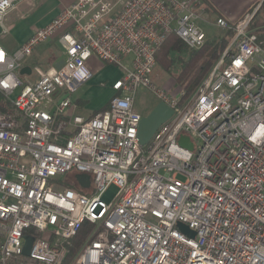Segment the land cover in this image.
I'll return each mask as SVG.
<instances>
[{"label": "built area", "instance_id": "obj_1", "mask_svg": "<svg viewBox=\"0 0 264 264\" xmlns=\"http://www.w3.org/2000/svg\"><path fill=\"white\" fill-rule=\"evenodd\" d=\"M17 1L0 0L1 27ZM263 2L236 21L217 17L232 36L188 96L150 75L170 34L189 50L204 45L202 0H73L11 53L0 46V105L11 108L0 109V264H62L86 223L70 264H264V40L250 28ZM55 36L62 65H34L35 80L23 79L25 59ZM92 58L121 75L105 110L69 120ZM139 87L173 109L145 145ZM71 172L89 186L58 189ZM110 184L119 192L106 202Z\"/></svg>", "mask_w": 264, "mask_h": 264}, {"label": "rangeland", "instance_id": "obj_2", "mask_svg": "<svg viewBox=\"0 0 264 264\" xmlns=\"http://www.w3.org/2000/svg\"><path fill=\"white\" fill-rule=\"evenodd\" d=\"M215 17H212L208 20L199 19L197 21L198 25L202 28V30L206 34V41L212 39H220L224 34L225 30L218 25L215 24ZM31 21V20H30ZM256 25L251 28L257 35L264 37V25H262V21H264V2L262 3V10H260L256 16ZM17 43V39L13 32L2 31L0 33V46L4 49H10L15 46ZM45 43V42H44ZM40 45H43L42 43ZM34 48L30 59H37L40 62V65L43 69H47V60L49 49L45 51L42 55L39 53V47ZM52 50L55 52L54 55H60L61 49L63 50V45L61 42H55L52 45ZM189 50L183 48V51H175L170 54L172 59L171 66L168 71L161 68L159 65H156L150 75V79L152 84L156 88H162L169 94H175L178 89L175 87L173 79L174 75L179 71L181 64L188 58ZM102 63V62H101ZM103 64H106L103 62ZM110 71H117L120 76V69L115 66L109 68ZM99 72V70H98ZM96 76V81L94 84L83 85L78 87L74 92L70 93L69 98L72 102V107L74 106L73 114H79L81 116L86 117L92 110V108H102L107 102L110 100L112 93L109 92V88L107 83L101 82L99 80H103L102 78L111 76L107 74L106 71L99 72ZM159 102L158 98L152 93V91L146 87H139L136 90L134 96V108L135 110L142 116L150 112L153 107ZM72 108L67 109V113L69 115ZM72 128V127H69ZM75 172H71L65 176L63 179V183L59 185L58 189H63L62 186L72 187L74 186ZM62 180V179H61ZM78 183V182H77ZM80 186V185H79ZM61 187V188H60ZM93 187V183L90 184L89 188ZM79 191V189H77ZM119 192V188L110 184L107 186L105 192L102 195V198L106 202H110L114 199V197Z\"/></svg>", "mask_w": 264, "mask_h": 264}, {"label": "crops", "instance_id": "obj_3", "mask_svg": "<svg viewBox=\"0 0 264 264\" xmlns=\"http://www.w3.org/2000/svg\"><path fill=\"white\" fill-rule=\"evenodd\" d=\"M72 1L73 0H18L15 8L9 11L2 19V31L13 32L17 39V43L14 47L5 50L8 53L14 51L20 44L24 43L37 28L43 27L44 25L49 23L53 18L57 16V14L63 7L69 5ZM260 1L261 0H202L205 7L204 20H208L212 16L216 19L217 17H222L227 21H236L241 18L246 12L251 11V9ZM58 41L60 42L58 37L55 36L47 42L42 43L43 45H40L41 47H39V53L41 55L49 49L47 55L48 57L46 58L47 60L49 59L46 65L47 69L51 65L55 66V64L59 61H62L64 57V50L62 49L60 51V55H54L55 52L51 51L52 45ZM30 56L25 59L23 66L30 69L29 73L21 74V76L23 79L33 81L35 80L36 76L34 73H31V68L34 65H40V62H38L36 58L30 59ZM89 65L91 67L93 76L88 82L80 86H89V84H94L96 78L98 77L96 75L101 71H106L107 74L111 75L109 76L110 78H102L103 80H99V83H107L109 92L112 93V89L110 86L112 82L119 77L117 71L115 72L114 70H109V68L113 67V65L107 63L103 64L93 58L89 61ZM54 97H56L55 94ZM70 107L72 108V110L70 111L69 115L67 113L66 117L69 120H72L74 116H79L87 119L103 108H92L91 112L86 117H84L79 114H73L74 106L72 107V102ZM73 131L74 127L72 125H69L64 131V135L69 136Z\"/></svg>", "mask_w": 264, "mask_h": 264}, {"label": "trees", "instance_id": "obj_4", "mask_svg": "<svg viewBox=\"0 0 264 264\" xmlns=\"http://www.w3.org/2000/svg\"><path fill=\"white\" fill-rule=\"evenodd\" d=\"M260 10H262V6L259 7L252 23L250 24V28L255 27L257 22L256 16ZM262 25H264V21H262ZM231 36L232 31L228 29L225 30V34L220 39L207 40L200 49L189 50L176 35L170 34L155 55L156 65H159L161 68L168 71L172 63L170 54L175 51H183V48L189 50L188 58L182 62L179 71L174 75L173 79L174 85L177 87L178 91L179 89H182L184 90L185 96H188L194 91L198 83L219 57ZM259 37L262 38L261 36ZM262 39L264 40V37ZM107 107L108 103L101 110H105ZM0 109L4 111L11 110L10 106L2 107L1 105ZM29 231L32 232L33 230L29 229ZM88 233L89 224L86 223L78 231L77 235L70 240L67 246V255L62 264H70L81 243L88 236Z\"/></svg>", "mask_w": 264, "mask_h": 264}, {"label": "water", "instance_id": "obj_5", "mask_svg": "<svg viewBox=\"0 0 264 264\" xmlns=\"http://www.w3.org/2000/svg\"><path fill=\"white\" fill-rule=\"evenodd\" d=\"M2 32V27L0 25V33ZM62 65V61H59L55 64L56 68H59ZM28 67H22L20 69V74L29 73ZM59 94V90L55 93V96ZM68 97V94H64L61 98L56 101V105H58L62 100ZM55 110V106L51 109V114H53ZM173 114V109L170 108L166 103L163 101H159L153 109L142 116L139 122L138 131H137V138L140 145H145L154 132L158 129V127L168 120L171 115ZM179 143L187 148L191 149V143L189 142L187 137L181 136L179 139ZM75 179L78 184L83 187L87 188L90 183V177L88 174L85 173H78L75 175ZM178 227L187 233L189 236L193 237L194 232L189 230L188 227L182 223H178ZM33 241V237L31 235L24 236V245H23V255L27 256L29 254V250L31 247V243Z\"/></svg>", "mask_w": 264, "mask_h": 264}, {"label": "snow or ice", "instance_id": "obj_6", "mask_svg": "<svg viewBox=\"0 0 264 264\" xmlns=\"http://www.w3.org/2000/svg\"><path fill=\"white\" fill-rule=\"evenodd\" d=\"M0 59H2V54H0Z\"/></svg>", "mask_w": 264, "mask_h": 264}]
</instances>
